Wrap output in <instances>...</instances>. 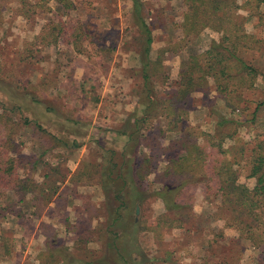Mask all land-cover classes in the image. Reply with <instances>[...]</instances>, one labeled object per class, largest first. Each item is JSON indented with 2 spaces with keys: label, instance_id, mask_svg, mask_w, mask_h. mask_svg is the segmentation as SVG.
<instances>
[{
  "label": "trees",
  "instance_id": "trees-1",
  "mask_svg": "<svg viewBox=\"0 0 264 264\" xmlns=\"http://www.w3.org/2000/svg\"><path fill=\"white\" fill-rule=\"evenodd\" d=\"M12 1L0 0V4L3 6ZM51 1L64 11L65 19H57L53 14L54 18L42 26L31 45L51 47L63 41L77 53L84 54L88 34L80 20L74 21L70 17V11L75 10L70 0H22L18 11L42 9L50 12ZM131 2L136 26L144 38L139 53L140 67L134 74L138 77L136 108L119 129L106 130L105 138L97 139L98 155H102V160H94L92 165H87L83 172L85 177L81 175L79 178L75 173L70 178L74 184H98L103 188L102 220L97 229L90 231L97 234L93 236V242H100L101 248L86 250L84 261L73 259L67 262L57 251V236H53L37 264H132L128 251L132 244L126 241L127 230L136 234L150 231L156 236L159 229L162 236L176 229L183 230L184 234L179 250L170 247L165 253L159 250L157 257L150 260L152 263L165 256L180 262L175 255L184 250L192 264H239L248 245L264 251V140L251 150L248 178L256 179L257 183L250 189L239 182L241 157L238 158V152L225 148V140L231 135L205 132L192 125L189 118L190 113L198 108L193 98L197 92L212 88L227 103L231 102L230 107L238 108L243 92L252 89L256 78L261 76L249 54L254 49H260L261 43L258 44L246 26L247 21L259 13L264 0H182V21L173 24L176 30L181 31L182 37L174 48L160 50L156 58L151 56L154 38L144 17L145 3L142 0ZM243 10L249 16L241 14ZM259 19L262 22L264 18ZM206 30L218 34L220 40L212 41L208 49L200 51L196 43ZM183 50L188 51V58L181 67L179 80L171 85L174 91L161 97L157 88L163 83L159 80L164 78L166 84L169 81L164 56ZM29 51L30 57L34 52L32 49ZM261 52L264 54V48ZM20 96L22 101L37 102L29 98V93H20ZM0 107L4 111L0 115L1 178L6 179L4 173L9 172V181L0 184V195L9 187L19 195L17 203L34 201L37 207H43L38 209L40 216L57 198V183L64 184L67 177L57 178V168L52 167L43 176L45 180L42 184L34 181L35 172L44 164L40 158L26 162L24 156H20L16 131L21 126L10 116L18 115L24 127L33 125L39 132L47 130L55 140L58 137L50 130L51 126L45 128L43 118L24 104L11 106L0 100ZM47 112L49 115L53 113L49 107ZM162 139L168 141L167 146L161 145ZM67 147L72 150L68 143ZM160 162L165 163L164 169L156 174L153 182L147 184L148 178L157 172ZM22 168L29 171L23 181L17 175ZM46 179L52 181L48 188ZM154 185L157 187L150 190V186ZM198 187H203L206 201H219L213 218L223 220L224 227L237 232L238 237L227 236L223 233L224 229L219 233L213 230L209 224L211 219L204 215L199 220L193 209ZM151 198L163 202L165 213L153 224L134 222L127 226L125 213L129 212L133 202L138 200L140 205H145ZM14 205L7 203L1 206L0 214L6 216L10 213L22 218L23 213L21 215L15 210ZM82 239L75 237L76 250L83 243ZM88 239V236L84 237L86 246L91 243ZM192 246L203 254H193ZM97 251H102V255L95 257Z\"/></svg>",
  "mask_w": 264,
  "mask_h": 264
},
{
  "label": "rangeland",
  "instance_id": "rangeland-1",
  "mask_svg": "<svg viewBox=\"0 0 264 264\" xmlns=\"http://www.w3.org/2000/svg\"><path fill=\"white\" fill-rule=\"evenodd\" d=\"M21 1L14 0L3 5L5 7L0 4V100L11 106L24 104L43 118L45 128L51 126L50 130L58 137L55 140L47 130L39 132L33 125L24 127L18 115L10 116L9 113L10 118L21 126L16 131L20 156H24L26 162L40 158L44 164L35 172L34 181L42 184L43 176L52 167L57 168V178L66 176L67 180L64 184L57 183V198L48 206L50 210H45V216L42 211V215H38V209L43 207H37L34 201L17 203L19 195L9 187L0 195V207L7 203L15 204V210L24 215L17 218L10 213L6 216L0 214V264H32L43 246L44 236H52V232H47L54 228H57V251L65 260L84 261L86 250L101 248L100 242H93V236L97 234L90 231L97 229L102 220L100 208H103L105 197L100 185L74 184L70 178L75 173L79 178L81 175L85 177L83 172L87 165L102 160V155H98L97 139L103 140L106 130L119 129L136 108L138 77L134 74L140 67L139 53L144 38L136 26L131 0H70L75 5L70 17L74 21L80 20L88 34L84 43L85 53H77L63 41L57 46L34 47L31 43L42 26L54 16L65 19L64 11L51 1L50 12L42 9L19 12ZM142 1L145 3L144 17L154 38L151 56L156 58L160 50L174 48L182 37L181 31L176 30L173 24L182 21L183 3L182 0ZM241 14L249 16L244 10ZM255 15L246 26L258 44L261 43L260 49L249 52L253 65L261 74L254 81V87L243 92L238 108L230 107L231 102L227 103L212 88L197 92L193 98L198 108L190 113L189 118L192 125L205 132L231 135L225 140V148L238 152V158L241 157L239 182L250 189L257 183L256 179L248 178L251 150L264 140V54L261 52L264 48V19L262 22L259 19L264 18V5ZM219 37L206 30L196 48L206 50L212 41H219ZM31 49L34 53L29 57ZM164 58L169 81L166 84L164 78L159 80L163 83L157 88L161 97L174 91L171 85L179 80L188 51L168 54ZM20 93H29V98L36 99L38 103L22 101ZM48 107L53 111L51 115L47 112ZM3 112L0 107V115ZM67 143L72 150L68 149ZM167 144V140H161V145ZM164 167L165 163L160 162L147 184L153 182ZM17 172L22 181L29 173L26 168ZM8 173H4L6 179L0 176V184L9 181ZM49 182L52 181L46 179V188ZM152 187L157 186H150V190ZM218 206V200H205L203 187L197 188L193 209L199 220L204 215L211 219L209 224L213 230L219 233L224 229L227 236L238 237L237 232L224 227L223 220L213 218ZM164 213L163 202L159 199L151 198L145 205L136 200L125 213V223L127 226L134 222L153 224ZM127 234L126 241L132 244L128 248L132 264H192L184 250L175 255L180 262L166 256L153 263L150 261L157 257L159 250L163 253L169 247L178 250L183 230H173L164 237L160 229L156 236L150 231L136 234L127 230ZM76 236L83 238L78 250L74 243ZM85 236L91 241L88 246L84 243ZM190 249L196 256L199 254L196 247ZM97 252L95 257L102 255V251ZM239 264H264L263 249L248 245Z\"/></svg>",
  "mask_w": 264,
  "mask_h": 264
},
{
  "label": "crops",
  "instance_id": "crops-1",
  "mask_svg": "<svg viewBox=\"0 0 264 264\" xmlns=\"http://www.w3.org/2000/svg\"><path fill=\"white\" fill-rule=\"evenodd\" d=\"M202 35V34H201ZM201 35H200V37H201ZM200 37H199V39H200ZM198 39V40H199ZM194 112V111H193ZM170 136H172L173 137V135L174 134H169ZM50 210V208H48V211ZM47 214V211H44V216ZM53 227H55V226H53ZM51 228V227H50ZM49 232H52V236L51 235H49V238H48V236L47 235H45L44 236V241H43V246H42V248H41V250L39 251V253L37 254V256H36V260L34 261V262H32V264H37V263H39V261H38V258L40 257V255H41V253L44 251V249H46L47 248V246H46V244L48 243V242H52V238H53V234H54V236H57V228H54L52 231H48L47 233H49ZM46 233V234H47ZM180 248V247H179ZM179 248H178V250H179ZM192 248H195V247H193L192 246ZM196 249H198V248H196ZM177 251V250H176ZM198 251H199V249H198ZM203 253H201V254H198L197 256H201Z\"/></svg>",
  "mask_w": 264,
  "mask_h": 264
}]
</instances>
